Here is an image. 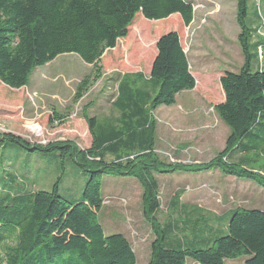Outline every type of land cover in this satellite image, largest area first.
<instances>
[{
  "label": "trees",
  "instance_id": "trees-1",
  "mask_svg": "<svg viewBox=\"0 0 264 264\" xmlns=\"http://www.w3.org/2000/svg\"><path fill=\"white\" fill-rule=\"evenodd\" d=\"M194 14L190 0H0V81L21 89L28 85L37 67L65 53H76L93 65L95 80L100 77L104 55L128 38L139 15L156 24L176 18L178 25L181 21L189 26ZM247 14L248 0H237L238 39L244 63L239 72H226L220 78L226 98L216 109L231 131L225 148L208 162L169 163L155 152L154 112L175 104L179 93L196 87L178 30L163 34L160 29L149 76L141 71L129 72L118 83L113 105L119 106L122 125L105 127L96 117L84 113L92 136L88 149L82 150L71 141L35 144L16 134L0 132V264H137L128 238L122 233L107 235L99 221L104 175L135 177L143 187L144 215L156 235L148 264H187L188 260L225 264L242 257L245 264H264L263 210L237 207L227 211L232 214L227 232L207 234L212 245L206 248L197 247L204 238L195 230L212 232L213 226L195 224L189 227L191 239L186 233L170 240L172 226L161 228L156 218L160 208L157 174L219 169L264 187V167L256 170L247 158L251 152L264 154V70L259 59L264 41L251 44L254 30L246 23ZM254 58L256 71H252ZM89 77L78 85L75 100L87 91ZM29 128L40 130L35 123ZM55 151L62 157L69 155L89 171L80 199L63 197L60 180L51 190H31L21 176L8 178L6 173L18 167L13 158L35 159L38 153ZM225 216L215 217L219 227L212 233L219 231Z\"/></svg>",
  "mask_w": 264,
  "mask_h": 264
},
{
  "label": "rangeland",
  "instance_id": "rangeland-1",
  "mask_svg": "<svg viewBox=\"0 0 264 264\" xmlns=\"http://www.w3.org/2000/svg\"><path fill=\"white\" fill-rule=\"evenodd\" d=\"M190 1L194 3L195 15L189 26H184L181 21L178 25L176 18L160 20L156 24L139 15L128 38L104 55L100 62V77L95 80L93 65L76 53H65L37 67L28 85L21 89H12L0 81V132L16 134L35 144L71 141L82 150L88 149L92 136L84 113L96 117L97 123L105 127L122 125L119 106L112 105L118 83L129 72L141 71L149 76L162 28L163 34L169 30L179 31L197 82L193 90L178 96L175 106L167 108L164 105L154 112L157 121L155 152L161 160L169 163H205L214 158L225 148L231 131L216 109L226 98L220 78L226 72H239L244 63L238 39L241 29L237 22V0ZM263 6L261 0H248L246 18L247 25L254 30L253 36L261 41H264ZM259 55L264 69V55L261 56L260 52ZM257 68L254 58L252 71ZM86 76L91 79L88 89L79 100H75L77 87ZM58 115L62 118H57ZM30 123L38 124L41 130L30 129ZM259 154H247L256 170L264 167V154ZM36 156L35 159L13 158L18 167L16 171L6 173L8 178L21 176L24 185H30L31 190H51L60 180L63 197L69 200L82 197L90 176L87 169L69 155L62 157L59 151L42 152ZM157 178L160 208L156 218L161 228L172 226L173 234H168L170 240L186 233L191 239L193 235L189 227L195 224H209L215 232L219 227L215 224V217L226 215L216 233L206 232L204 228L195 230L197 236L204 238L197 247L206 248L212 245L207 234L213 236L227 232L232 215L227 211L237 207L264 211L263 186L226 175L219 169L175 171L157 174ZM143 192L135 177L103 176V207L98 214L99 221L107 235L122 233L128 238L137 264L149 263L152 243L156 239L144 215ZM2 253L3 250L0 260ZM245 259L227 260L225 264H245ZM187 264L196 263L188 260Z\"/></svg>",
  "mask_w": 264,
  "mask_h": 264
},
{
  "label": "crops",
  "instance_id": "crops-1",
  "mask_svg": "<svg viewBox=\"0 0 264 264\" xmlns=\"http://www.w3.org/2000/svg\"><path fill=\"white\" fill-rule=\"evenodd\" d=\"M261 1H262V3L264 4V0H261ZM263 10H264V6H263ZM194 15H195V14H194ZM256 37H257V36H253V37H252V39H251V44H258V43H260V42L263 41V40L261 41V38H259V39L256 40ZM259 41H260V42H259ZM260 54H261V52H260ZM263 55H264V52H263ZM187 56H188V54H187ZM188 59H189V57H188ZM189 64H190V63H189ZM263 70H264V69H263ZM192 73H193V72H192ZM194 76H195V75H194ZM195 78H196V77H195ZM196 82H197V79H196ZM186 91H187V90H186ZM189 91H191V90H189ZM183 92H184V91H182L181 93H179V94L177 95L175 104H173V105H171V106H167V108H168V107H173V106H175V105L177 104V102H178V96H179L180 94H182ZM116 99H117V96H116L115 100H116ZM115 100H114V101H115ZM112 105H113V102H112ZM158 109H160V107H159ZM158 109H157V110H158Z\"/></svg>",
  "mask_w": 264,
  "mask_h": 264
},
{
  "label": "bare ground",
  "instance_id": "bare-ground-1",
  "mask_svg": "<svg viewBox=\"0 0 264 264\" xmlns=\"http://www.w3.org/2000/svg\"><path fill=\"white\" fill-rule=\"evenodd\" d=\"M41 130V129H40Z\"/></svg>",
  "mask_w": 264,
  "mask_h": 264
}]
</instances>
